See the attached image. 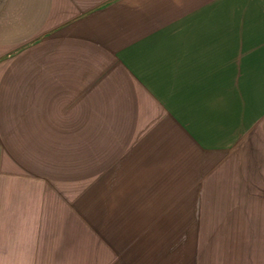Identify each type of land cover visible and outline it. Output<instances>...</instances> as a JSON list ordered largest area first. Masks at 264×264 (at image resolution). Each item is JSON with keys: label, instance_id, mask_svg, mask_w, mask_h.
Listing matches in <instances>:
<instances>
[{"label": "crops", "instance_id": "crops-1", "mask_svg": "<svg viewBox=\"0 0 264 264\" xmlns=\"http://www.w3.org/2000/svg\"><path fill=\"white\" fill-rule=\"evenodd\" d=\"M17 235L264 264V0H0V264Z\"/></svg>", "mask_w": 264, "mask_h": 264}, {"label": "rangeland", "instance_id": "rangeland-1", "mask_svg": "<svg viewBox=\"0 0 264 264\" xmlns=\"http://www.w3.org/2000/svg\"><path fill=\"white\" fill-rule=\"evenodd\" d=\"M18 230V229H17ZM32 241V243H31ZM35 241L34 237H30L29 235H17L15 238L16 242V248L14 251V259L13 257L10 259V262L14 264H22V263H28L31 262V258L34 257V253L32 252H27L24 249L29 248L31 244ZM25 251V252H24ZM4 261L5 260L4 258ZM29 264V263H28Z\"/></svg>", "mask_w": 264, "mask_h": 264}]
</instances>
